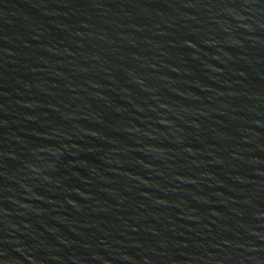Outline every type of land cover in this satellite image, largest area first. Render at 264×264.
<instances>
[{
    "label": "water",
    "instance_id": "water-1",
    "mask_svg": "<svg viewBox=\"0 0 264 264\" xmlns=\"http://www.w3.org/2000/svg\"><path fill=\"white\" fill-rule=\"evenodd\" d=\"M0 264H264V0H0Z\"/></svg>",
    "mask_w": 264,
    "mask_h": 264
}]
</instances>
